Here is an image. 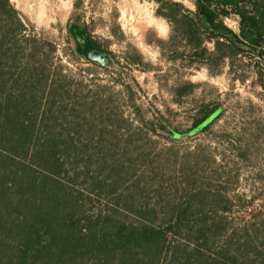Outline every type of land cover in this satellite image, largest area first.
<instances>
[{"label": "trees", "instance_id": "obj_1", "mask_svg": "<svg viewBox=\"0 0 264 264\" xmlns=\"http://www.w3.org/2000/svg\"><path fill=\"white\" fill-rule=\"evenodd\" d=\"M155 1L196 62L218 73L229 61L239 75L251 65L264 88V0H195V10ZM234 16L239 31L226 21ZM56 45L29 31L12 0H0V264H264V209L249 212L264 192L249 198L198 184L190 192H119L111 174L122 164L108 147L99 157L110 175L91 177L95 152L80 143L94 139L98 117L117 116L114 100L72 82ZM221 111L199 118L189 133L207 131ZM193 157L184 160L186 177L201 183L205 172Z\"/></svg>", "mask_w": 264, "mask_h": 264}, {"label": "rangeland", "instance_id": "obj_2", "mask_svg": "<svg viewBox=\"0 0 264 264\" xmlns=\"http://www.w3.org/2000/svg\"><path fill=\"white\" fill-rule=\"evenodd\" d=\"M179 1L196 9L195 0ZM12 2L29 31L57 42L56 60L65 65L72 82L114 100L117 116L98 117L94 139L83 137L80 143L95 152L91 177L110 175L111 165L102 169L99 157L108 147L112 160L120 158L122 164L111 174L120 180L119 192H190L194 184L203 185L205 192H246L249 198L264 192V88L255 68L250 65L239 75L226 61L220 72L212 73L195 61L188 41L174 38L155 0ZM226 21L239 31L238 17ZM71 25L82 27L109 51V65L81 55ZM215 108L222 111L214 124L190 134L196 121ZM172 130L182 136L174 138ZM101 131L106 133L100 136ZM193 156L205 172L201 183L186 177L190 171L183 167L185 159L195 161ZM84 164L82 156L78 165ZM86 177L82 174L81 181L87 195ZM134 180L139 185L130 188ZM96 205H101L99 199ZM252 208L264 209V200L257 199L249 212ZM238 215L239 209L233 213Z\"/></svg>", "mask_w": 264, "mask_h": 264}, {"label": "water", "instance_id": "obj_3", "mask_svg": "<svg viewBox=\"0 0 264 264\" xmlns=\"http://www.w3.org/2000/svg\"><path fill=\"white\" fill-rule=\"evenodd\" d=\"M72 34L75 38L78 51L84 56V58L88 61H94L105 65L110 64L109 53L106 50L97 47L83 28H74Z\"/></svg>", "mask_w": 264, "mask_h": 264}]
</instances>
